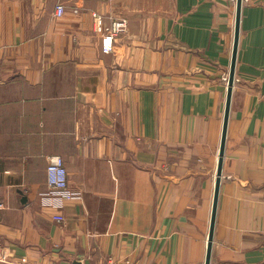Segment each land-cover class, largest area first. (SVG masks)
<instances>
[{
  "label": "crops",
  "instance_id": "crops-1",
  "mask_svg": "<svg viewBox=\"0 0 264 264\" xmlns=\"http://www.w3.org/2000/svg\"><path fill=\"white\" fill-rule=\"evenodd\" d=\"M236 11L0 0V264H205ZM95 12L128 20L109 53ZM54 155L80 192L61 208ZM211 264H264V0L242 4Z\"/></svg>",
  "mask_w": 264,
  "mask_h": 264
},
{
  "label": "built area",
  "instance_id": "built-area-1",
  "mask_svg": "<svg viewBox=\"0 0 264 264\" xmlns=\"http://www.w3.org/2000/svg\"><path fill=\"white\" fill-rule=\"evenodd\" d=\"M65 12V7L61 4L57 5L55 15L61 17ZM95 21V29L99 32H104L103 51L109 53L113 50L114 41L120 34L125 33L128 29V20L126 18L111 19L105 23L104 17L95 12L93 14ZM48 189L49 191L44 196L46 204L61 208L69 200L79 199L80 193L69 188L68 172L64 164V160L60 155L51 156L47 167ZM4 208L3 202H0V215ZM54 219L59 222H64L63 214H56ZM1 260H6V255H3ZM97 264H128L125 259H116L108 257L98 262Z\"/></svg>",
  "mask_w": 264,
  "mask_h": 264
},
{
  "label": "water",
  "instance_id": "water-1",
  "mask_svg": "<svg viewBox=\"0 0 264 264\" xmlns=\"http://www.w3.org/2000/svg\"><path fill=\"white\" fill-rule=\"evenodd\" d=\"M242 4H243V0H237L234 46H233L231 68H230V73H229L227 100H226V106H225V114H224V121H223V129H222L221 144H220V151H219V160H218V167H217V177H216L215 192H214V198H213V207H212V214H211V222H210V230H209V236H208L205 264H211L215 224H216V217H217V210H218V203H219V193H220L221 178H222V173H223L224 156H225V150H226L227 131H228V124H229L230 110H231V100H232L233 86H234V81H235V71H236L237 54H238L240 29H241Z\"/></svg>",
  "mask_w": 264,
  "mask_h": 264
},
{
  "label": "rangeland",
  "instance_id": "rangeland-1",
  "mask_svg": "<svg viewBox=\"0 0 264 264\" xmlns=\"http://www.w3.org/2000/svg\"><path fill=\"white\" fill-rule=\"evenodd\" d=\"M94 26H95V21H94ZM122 34H124V33H122ZM122 34H120L119 36H121ZM105 38V37H104ZM104 38H103V41H102V46H103V42H104ZM118 38V37H117ZM116 38V39H117ZM115 39V40H116ZM115 42V41H114ZM102 51H103V47H102ZM104 52V51H103ZM105 53V52H104ZM69 188H70V186H69ZM80 193V192H79ZM127 260V259H126ZM128 261V264H129V260H127Z\"/></svg>",
  "mask_w": 264,
  "mask_h": 264
}]
</instances>
